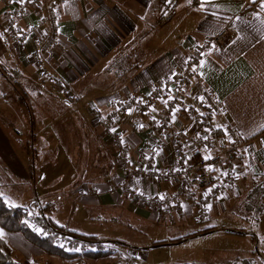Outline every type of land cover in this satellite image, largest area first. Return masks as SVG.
<instances>
[{"label": "crops", "instance_id": "crops-1", "mask_svg": "<svg viewBox=\"0 0 264 264\" xmlns=\"http://www.w3.org/2000/svg\"><path fill=\"white\" fill-rule=\"evenodd\" d=\"M166 1L64 0L56 8V42L42 53L40 62H36L32 55L45 32L43 0H0V58L14 62L26 76L41 81L58 96V90L51 84L55 80L65 82L71 94L78 98L71 108L75 107L84 116L103 149L109 152L111 159L114 158L111 170L106 165V158L97 150L96 156L89 154L91 165L87 166V175H98L101 179L80 184L81 194L74 198V203L81 207L80 220L117 221L120 213L125 212L133 214L135 220L152 226L164 224L176 231L186 228L190 232L213 226L189 238L219 232L225 239L238 238L240 241V236L249 235L228 231L240 228L241 221L217 220L226 214L252 178L264 177V0H173L170 20L159 23L161 14L169 7ZM226 24L235 30L228 45L223 49L205 48L206 39ZM30 25L34 29L26 32ZM195 52L198 53L197 64L188 74L187 86L180 94L177 109L169 113L160 111L169 124L168 129L151 128L147 123L149 115L130 107V99L143 102L151 91L181 72ZM116 64L121 65L120 68H115ZM109 66L111 70H108ZM46 75L50 78L45 79ZM202 89L217 99L220 107L217 113H211L194 101ZM49 96V91H39L42 103L39 108L43 114H49L46 107ZM0 102V106L7 107L3 100ZM55 109L58 111L60 107ZM60 114L62 111L59 110ZM57 118L52 121L44 116L43 130L48 129L47 122L56 123ZM102 118L110 119V132L120 135L130 160L139 161L146 168L161 170L179 169L209 155V150L193 141L197 136L207 134V123L218 129L226 120L244 139L237 153L238 179L233 186L224 188L218 197L204 201L207 188L178 193L173 178L157 183L142 175H128L117 164L116 144L102 124ZM2 124L7 128L0 127V158L12 173L30 176L29 157L24 147L17 144L20 137L16 133L24 123L9 121L6 124L0 119V126ZM217 133V144L222 145L223 134L220 129ZM54 140L58 145V138ZM83 159L73 157L77 163ZM66 161L56 177L57 183L64 180L57 188L59 191L74 184L67 171L69 158ZM97 161L102 168L96 166ZM72 166L75 172L79 170V164L77 168ZM44 174L40 172L39 179ZM30 191L28 195L24 192L15 195L17 202L14 203L20 205L42 193L36 186ZM132 192L145 193L149 199L139 202L131 196ZM23 194L26 196L22 197ZM156 199H164L166 204H157ZM55 222L75 233L85 234L77 222ZM0 230L3 232L1 237L11 247L12 257L14 248L26 259L35 260L43 253L19 232H7L1 227ZM112 259L111 255L101 257L97 264L109 263Z\"/></svg>", "mask_w": 264, "mask_h": 264}, {"label": "rangeland", "instance_id": "rangeland-1", "mask_svg": "<svg viewBox=\"0 0 264 264\" xmlns=\"http://www.w3.org/2000/svg\"><path fill=\"white\" fill-rule=\"evenodd\" d=\"M51 85L57 89L54 84ZM8 96L10 98L9 93ZM29 99L31 100L33 107L37 106V103H40L32 96H29ZM4 103L7 105V107L0 106V113L4 112V114H0V119L6 124H8L9 121L23 123V117L26 114L25 108L22 110L20 108L18 109L15 103L12 102L11 98ZM46 105L47 110L50 113L46 117L52 118V121L58 117L57 119L59 120L56 123L47 122L49 124L47 130H43L44 125L41 124L42 131H38L39 134L34 140L35 148L31 154V158L33 159L34 163L32 174L30 176L27 175V177L19 176L18 174L20 173H17L16 175L12 173L11 168L8 167V165H6V163L0 158V182H2V185H0V194L7 203L16 205V203H14L17 202L15 195H19L23 192L28 195V193L31 192V188L36 186L37 189L42 190V193L38 195L36 194V199L39 201H43L45 199L55 200L57 207L51 213V216L55 221H68L73 224L77 222L80 230L86 234H92L102 239L108 240H123L128 246L127 248L129 251L132 254H135L136 257L139 258V260H141V262L144 264H167L171 262H183L190 260L203 263H218L233 259L235 257L243 258L250 256H263L261 233L256 235L255 241L251 240L248 236H240V241H238V238L225 239L224 236H222L223 234L214 232L210 234L211 236L189 238L180 242H169L170 239L176 236L186 234L188 229L185 228L176 231L164 224L152 226L148 223L135 220V216L133 214L125 212L120 213L117 221H104L102 219L91 220L89 218H83L80 220L81 207L79 204L74 203V198L78 194H81L79 193V190L82 188H79L81 185L78 181H76V172L72 166L74 164L76 168L80 162H74L73 157H77L78 159L80 157L87 156V154H93V152L96 150L94 149L95 139H93L90 135L86 139V143L91 149V151L87 152L88 147L86 148L84 145H82L84 141H82L81 138L83 137L76 126L77 123L75 119L76 111L78 112V110L75 107L65 111L62 109V114L59 116V111L55 109V107H60V104L57 101L49 98ZM23 112H25V114ZM80 116L82 117V114ZM0 127L7 128L6 126L3 127V124ZM19 128L20 129L17 130L19 133H16V135L18 134L17 136L20 137V140L17 142V144L20 143L19 146L22 145L26 151L24 142L28 140V137L26 136L28 128L25 129L24 126H19ZM56 137L58 138V145H55V140L54 142L52 141L53 139H56ZM117 150L118 148L116 146V153ZM67 158L71 160L68 164L69 168L67 170L69 171L70 180L72 179L74 183L76 182V184L70 187L72 188L73 192L71 195L68 193V189L64 191H59V189L57 190V188L63 184L64 180H61L60 183H57L56 181V177L59 175V172L62 170V168H64V164L67 163ZM90 159L88 161H90ZM90 163L91 162H88V165H90ZM118 166L123 168L120 166V164H118ZM40 172L45 173L41 179H39ZM21 196L24 197L26 195L23 194ZM27 200L28 199H26V202H21L20 205H28ZM223 216L217 221H238L236 218H233L228 214V210ZM261 221V230L264 231V219L261 218ZM75 235L78 234L75 233ZM156 240H166V242L154 244L153 241ZM14 249L13 258H19V260L24 261L25 264L76 263V257L62 258L56 254L47 255L44 252L40 256L36 257L35 260L32 258L26 259L22 256H19L17 253L18 251L16 252ZM68 250L72 249L68 248ZM78 252H81V250H78ZM89 252L98 251L89 250ZM111 256L113 255L111 254ZM99 259H101V257H87L83 259L82 264H97V262L100 261ZM104 264L111 263L107 262Z\"/></svg>", "mask_w": 264, "mask_h": 264}, {"label": "built area", "instance_id": "built-area-1", "mask_svg": "<svg viewBox=\"0 0 264 264\" xmlns=\"http://www.w3.org/2000/svg\"><path fill=\"white\" fill-rule=\"evenodd\" d=\"M63 1L43 0L42 21L45 32L38 40L32 55L33 60L36 62H40L42 53L50 50L56 42L58 33L56 8ZM170 18L171 10L160 17L159 23L167 22ZM8 23L10 24V22ZM9 27L14 31L11 24ZM33 29L34 27L30 25L27 27L26 32L32 31ZM22 34L24 35L25 33L22 32ZM234 36V28L230 24H226L212 33L206 39L203 46L205 48L223 49ZM197 60L198 53H192L184 69L166 80L162 87L151 91L143 102L134 98L130 99V107L137 112H145L149 115L147 117V123L151 128H157L161 131L168 129L169 124L160 114V111L165 110L166 113H169L177 109L180 94L185 91L187 86L188 74L195 69ZM44 78L48 79L50 77L46 75ZM53 84L57 87L60 95L68 96L71 94V89L65 82L55 80ZM194 101L198 106L208 109L211 113L215 114L219 111L220 107L217 99L206 89H202L198 95H195ZM101 121L110 133L112 142L118 148L116 153L117 162L124 168L128 175H142L157 183H163L173 178L177 182L178 193L190 192L198 188H207L208 194L202 198L204 201H207L211 197H218L224 188L233 186L238 179L237 153L243 146L244 139L235 126L226 120H223L218 128L224 137V143L222 145L217 144V127L207 123V134L201 137L197 136L193 142L195 145L209 150V155L195 159L175 170H161L155 167L146 168L139 161L130 160L120 135L113 131L110 132V119L102 118ZM198 121L203 123L201 119H198ZM179 157H182L180 153ZM132 193L131 196L139 202H146L149 199V196L145 193ZM156 201L157 204H162V206L166 204L164 199H156ZM56 242L74 251L95 250L109 252L114 256L110 262L111 264H144L129 251L127 246L119 241L82 238L62 230L57 235Z\"/></svg>", "mask_w": 264, "mask_h": 264}, {"label": "trees", "instance_id": "trees-1", "mask_svg": "<svg viewBox=\"0 0 264 264\" xmlns=\"http://www.w3.org/2000/svg\"><path fill=\"white\" fill-rule=\"evenodd\" d=\"M173 0H167L166 3L169 6L166 12L170 11L172 8ZM165 12V13H166ZM164 13L161 14V16ZM160 16V17H161ZM121 65L116 64L115 68H120ZM108 70H111V67H108ZM124 70H128L129 67H122ZM45 89L49 91V98L54 99L60 104V111L69 110L72 105H74L78 98L70 94L68 96L57 95L54 92L50 91L48 86H43L41 81H36L29 76H26L21 69L14 62H7L0 58V99L3 102H6L8 99H12V102L20 108L21 110L25 108V116L23 117V123L25 129L28 128L26 136L28 140L24 142L26 147V154L29 157L30 164V175L32 174V169L34 168L33 159L31 158L32 151L34 150V140L41 131L42 118L49 115L48 113H41V102L38 97L39 91ZM10 95V98L8 96ZM29 96L36 98L40 103H37V106L33 107ZM7 98V99H6ZM31 98V97H30ZM48 98V99H49ZM46 99V101L48 100ZM37 101V102H38ZM45 104V103H44ZM40 107V108H39ZM63 109V110H62ZM58 110V111H59ZM48 112V111H47ZM81 114L76 111V123L77 129L80 131V134L83 138L82 141L84 147H88L86 139L89 135L95 139V148L98 154L103 155L107 160V167L112 170L115 161L114 158H110L109 152L103 149L102 143H100L99 138L93 134L92 129L87 125L85 118L80 116ZM39 131V132H38ZM90 131V132H89ZM218 132V129H217ZM218 134V133H217ZM22 142V141H21ZM91 146V145H89ZM95 150V151H96ZM104 150V152H103ZM91 151L88 147L87 152ZM96 152V154H97ZM95 155V152H93ZM88 154L83 156V162L79 164V170L76 172L77 180L80 184L82 182H93L92 180L101 179V176H88L87 175V166H88ZM96 156V155H95ZM77 158V157H75ZM202 158V157H200ZM81 159V157H80ZM98 159L95 158V160ZM199 159V158H197ZM69 161H71L69 159ZM94 163V162H93ZM91 165V163H90ZM96 166H100L98 161ZM101 167V166H100ZM77 168V166H76ZM102 168V167H101ZM76 184V182L74 183ZM73 184V185H74ZM72 188L68 189V193L71 195ZM57 205L54 199H45L39 201L35 197L28 199V205H12L7 203L0 194V227L7 232H19L25 240L34 245L35 247L42 250L47 255L56 254L62 258L76 257L75 264H82L83 259L87 257H106L110 256L109 252H89L83 250L81 252L68 250L64 246L56 242V237L62 230L67 231L75 235V232L68 229L66 226L60 225L55 222L52 218L51 213L56 209ZM90 213V212H89ZM228 214L233 218H236L238 221H241V227L235 231H228L236 235H249V238L253 241L256 240L255 232L258 234L261 233L262 243H263V256L262 257H235L233 259L221 261L218 263H203L197 262L194 260L183 261V262H171L167 264H264V231L261 230V218L264 219V177H254L251 179L250 184L245 188L242 194L236 197L234 202L228 208ZM91 216V214H90ZM213 228L212 225L203 227L201 230L190 231L186 234L176 236L169 240V242H180L189 237L195 236L200 232L207 231ZM82 238L90 239H102L95 235L82 234ZM77 236V235H75ZM112 240V239H110ZM123 243V240L113 239ZM166 240H156L153 241L154 244L165 243ZM128 247V246H127ZM254 254V252H253ZM0 264H24L23 262L16 260L12 257V250L6 240L0 236Z\"/></svg>", "mask_w": 264, "mask_h": 264}, {"label": "snow or ice", "instance_id": "snow-or-ice-1", "mask_svg": "<svg viewBox=\"0 0 264 264\" xmlns=\"http://www.w3.org/2000/svg\"><path fill=\"white\" fill-rule=\"evenodd\" d=\"M3 235V232H2V230H0V236H2Z\"/></svg>", "mask_w": 264, "mask_h": 264}]
</instances>
